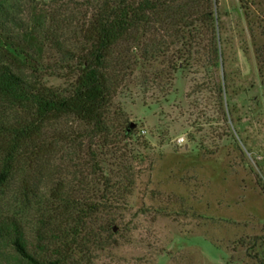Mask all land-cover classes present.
Segmentation results:
<instances>
[{"label":"rangeland","instance_id":"1","mask_svg":"<svg viewBox=\"0 0 264 264\" xmlns=\"http://www.w3.org/2000/svg\"><path fill=\"white\" fill-rule=\"evenodd\" d=\"M7 1L23 3L25 30L0 34V63L29 81L70 89L74 79L57 70L59 58L47 38L59 22L73 39L92 13L87 2L104 0ZM218 11L228 43L220 72L226 71L229 85L227 121L217 114L212 90L201 107L192 106V73L176 75L168 101L159 103L162 93L145 95L123 83L111 109L117 138L110 150L95 149L104 153L100 162L115 184L113 198L119 197L118 185L128 183L115 157L134 159L132 189L108 213L115 228L101 238L110 236V245L95 249L81 240L65 264H264V68L258 57L264 49V0L248 13L239 0H218ZM131 123L137 125L135 137L126 140L123 131ZM69 151L23 155L0 189V225L17 221L30 253L45 261L58 258L51 235L55 182L63 180L69 194L81 191L85 156L72 158ZM2 157L0 150V165ZM0 253L18 255L10 240H0Z\"/></svg>","mask_w":264,"mask_h":264},{"label":"trees","instance_id":"2","mask_svg":"<svg viewBox=\"0 0 264 264\" xmlns=\"http://www.w3.org/2000/svg\"><path fill=\"white\" fill-rule=\"evenodd\" d=\"M239 3L248 13L259 0ZM22 7L20 1L0 0V34L25 30ZM86 7L92 13L73 39L65 37L59 22L47 38L59 58L57 70L74 79L70 89L60 91L29 81L0 63V189L11 180L25 154H58L65 147L72 158L85 156L79 165L83 176L79 195L74 189L70 194L65 191L63 180H57L51 191L56 206L51 235L58 243V258L45 261L31 254L23 229L11 220L0 225V240H10L18 255L2 257L0 253V264H65L81 240L95 249L110 245V236L103 239L101 234L114 231L115 219L108 213L132 189L130 162L134 159L115 157L130 183L121 182L116 191L119 197L113 198L115 184L100 162L104 153L95 147L110 150L114 145L117 133L111 109L123 83L137 85L145 95L162 93L159 103L168 101L176 75L192 73L196 76L189 93L192 106L201 107L206 92L212 90L217 114L227 121L231 113L225 102L227 74L220 73L228 43L221 32L218 0H104L96 5L88 1ZM258 57L263 70L264 49ZM128 127L124 137L132 140L135 130ZM146 145L143 141L142 146ZM95 224H99L97 229Z\"/></svg>","mask_w":264,"mask_h":264},{"label":"water","instance_id":"3","mask_svg":"<svg viewBox=\"0 0 264 264\" xmlns=\"http://www.w3.org/2000/svg\"><path fill=\"white\" fill-rule=\"evenodd\" d=\"M136 127H137V125H136L135 123H131V124L129 125L128 129L130 130V129H134V128H136Z\"/></svg>","mask_w":264,"mask_h":264},{"label":"clouds","instance_id":"4","mask_svg":"<svg viewBox=\"0 0 264 264\" xmlns=\"http://www.w3.org/2000/svg\"><path fill=\"white\" fill-rule=\"evenodd\" d=\"M180 139H184V137H181Z\"/></svg>","mask_w":264,"mask_h":264}]
</instances>
